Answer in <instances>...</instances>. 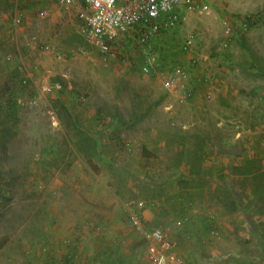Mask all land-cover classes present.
<instances>
[{
  "label": "rangeland",
  "instance_id": "1",
  "mask_svg": "<svg viewBox=\"0 0 264 264\" xmlns=\"http://www.w3.org/2000/svg\"><path fill=\"white\" fill-rule=\"evenodd\" d=\"M201 2L209 13L188 14L155 46L165 70L197 61L196 95L180 105L162 75L141 73L145 52L131 41L105 61L74 13L59 9L56 22L53 11L40 17L51 11L41 0H0V264H33L26 260L36 235L27 230L41 227L29 220L50 211L47 201L55 210L69 201L90 231L79 241L60 235L52 264L70 257L93 264L96 253L99 264L103 257L148 264L150 244L126 210L136 202L150 213L146 226L167 230L175 242L197 228L191 254L178 246L186 264H264V0ZM15 9L24 14L21 27ZM228 26L234 38L225 49ZM48 44L65 61L44 52ZM20 69L52 91L34 101ZM233 193L241 196L239 211ZM215 229L221 240L212 239ZM88 245L95 250L82 261Z\"/></svg>",
  "mask_w": 264,
  "mask_h": 264
},
{
  "label": "built area",
  "instance_id": "2",
  "mask_svg": "<svg viewBox=\"0 0 264 264\" xmlns=\"http://www.w3.org/2000/svg\"><path fill=\"white\" fill-rule=\"evenodd\" d=\"M56 5L68 12H73L82 24V31L86 41L106 61L115 57L123 42L131 41L139 50L145 52L140 65L143 75L154 78L162 75L165 90L172 94L180 105H186L196 95V85L191 81V68H195L197 61L191 65L184 63L174 65L165 70L155 58L153 46L163 36L175 32L182 27L188 14L209 13L210 8L201 0H54ZM40 17H49L47 11L40 13ZM12 20L17 27L24 24V14L14 10ZM248 23L244 24L248 28ZM233 29L226 27V40L223 47L232 46ZM196 39V35L189 37V43ZM46 53L52 54L59 61H65L66 55L62 49L48 44L41 47ZM23 85L26 89L37 92L33 97L37 101L39 95H47L52 91L49 82L33 79L20 69ZM68 74L64 75L68 78ZM195 86V87H194ZM61 90L62 85H56ZM69 90H73L70 85ZM39 93V95H38ZM207 98L212 97L211 91H206ZM128 218L134 230L143 236L150 244L148 264H186L178 253V243L173 241L170 233L161 227L146 226L147 207L143 202L130 203L127 206ZM212 239L221 240V233L212 231ZM71 264V257L69 258ZM73 262V261H72Z\"/></svg>",
  "mask_w": 264,
  "mask_h": 264
},
{
  "label": "crops",
  "instance_id": "3",
  "mask_svg": "<svg viewBox=\"0 0 264 264\" xmlns=\"http://www.w3.org/2000/svg\"><path fill=\"white\" fill-rule=\"evenodd\" d=\"M41 1L44 5L51 7L50 9L51 11L49 10H45V11L49 13V16L50 13L53 11L52 19L58 22V20L61 17V12L59 11V9L61 10V8L58 5H56L54 0H41ZM57 10L58 12H54ZM68 13L73 14V12H68ZM156 45L153 46L154 51ZM45 204L49 206L50 211L48 213H46L45 211H41L42 216L40 215L41 217H39L38 220H34V221L29 220L30 224L33 222L37 225H40L41 227V228H34L29 225V229L27 230L29 231V233H34L36 235V238L34 240L35 242L34 249L28 247L32 251L28 252L26 250L28 253H32L31 257L27 259L26 262L27 261L30 263L32 262L33 264H52L51 263L52 261L50 260L51 259L53 260L54 257L56 262L59 261V254L62 249V247H60V239H58L60 235L61 236L71 235L70 237H73L74 240L77 239L78 241L80 239L82 240V237H86V235H90V231H87L85 226L84 227L82 226L84 222V218L79 214H75L72 211L71 203L69 201L66 203V205L63 203L64 208L61 210L59 209L60 207L55 210L53 205L50 203V201H47ZM149 215L150 213H146L147 218ZM152 218H154V216ZM194 229L197 232L195 234H193L192 231L190 232L184 231L183 233L180 232V235L177 236L176 242H178L179 252L181 253V255L185 257L191 254V251H193V250H189V248H193V241L191 240L190 236H195V238H197L199 235L197 228ZM28 241H31V239H27V243ZM94 250L95 248L93 246L88 245L87 249L85 250V253L82 255V261L83 259L89 260ZM80 251L81 248L75 245L74 252H76V254H79ZM98 254L96 253L94 258H90V260L93 261L91 263L99 264V262L97 261L98 259L96 258V255ZM125 254L126 256H129L130 253L128 252ZM80 260H81V256H80ZM102 260L103 261L100 264H113L111 263V261L106 260L104 257ZM88 264H90L89 261ZM126 264H131V263H126Z\"/></svg>",
  "mask_w": 264,
  "mask_h": 264
},
{
  "label": "trees",
  "instance_id": "4",
  "mask_svg": "<svg viewBox=\"0 0 264 264\" xmlns=\"http://www.w3.org/2000/svg\"><path fill=\"white\" fill-rule=\"evenodd\" d=\"M252 23V24H251ZM251 23L249 24L248 23V26L249 27H251V25L253 26L254 24H253V22L251 21ZM11 111V113H12V115H14L15 113H16V111H15V109H13V108H11L10 110H9V112ZM93 143H94V148H95V151L91 154V156H95L96 154H97V143L93 140ZM146 154V156H147V151L145 152ZM251 173H250V171H248V173L246 174V175H250ZM233 196L232 197H234V201H233V206L234 207H236L237 208V210L239 211V209H240V207H241V205L243 204L242 203V200H241V196L240 195H238V194H232ZM246 219L250 222V223H253V221H252V218H251V216L250 215H246ZM260 238L262 239V240H264V233H261L260 234Z\"/></svg>",
  "mask_w": 264,
  "mask_h": 264
}]
</instances>
